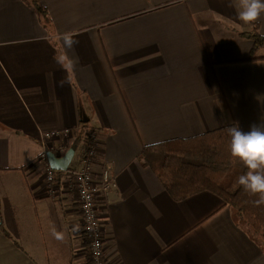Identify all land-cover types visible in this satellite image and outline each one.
<instances>
[{"label":"crops","instance_id":"0c3cea01","mask_svg":"<svg viewBox=\"0 0 264 264\" xmlns=\"http://www.w3.org/2000/svg\"><path fill=\"white\" fill-rule=\"evenodd\" d=\"M254 25L264 38V13L245 24L230 0H0V264H90L74 199L50 196L37 163L58 145L43 134L81 129V105L118 185L100 205L109 264H264V238L218 195L176 201L139 159L264 125V47L240 35ZM64 32L75 70L54 60Z\"/></svg>","mask_w":264,"mask_h":264},{"label":"trees","instance_id":"16d2710c","mask_svg":"<svg viewBox=\"0 0 264 264\" xmlns=\"http://www.w3.org/2000/svg\"><path fill=\"white\" fill-rule=\"evenodd\" d=\"M34 4L42 17L47 19L45 9L37 2ZM240 35L252 38L254 49L264 47V38L259 34L258 25H254L251 32ZM234 124L192 138L144 146L139 159L155 171L166 191L176 201H183L200 192H212L224 201V206L233 208L256 235L264 238V204L257 206L254 201L259 196L246 192L237 183L238 177L247 169L231 154V138L226 128ZM95 134L89 124H81L73 149L86 139L95 146ZM84 237L89 247L90 242Z\"/></svg>","mask_w":264,"mask_h":264},{"label":"built area","instance_id":"2783aa9c","mask_svg":"<svg viewBox=\"0 0 264 264\" xmlns=\"http://www.w3.org/2000/svg\"><path fill=\"white\" fill-rule=\"evenodd\" d=\"M78 132V128H68L43 134V141L56 142L58 145L51 150H44L37 163L44 167L50 196L54 197L59 187H62L63 191L74 199L81 215V232L90 242L88 251L91 264H109L106 261L105 226L100 205L108 203L112 191L117 189L116 176L109 166L98 161L96 146L89 144L88 139L82 142V155H79L76 161L74 156L67 171H55L48 161L49 151H56L63 157L75 144ZM93 141L97 142L96 135Z\"/></svg>","mask_w":264,"mask_h":264},{"label":"clouds","instance_id":"9594fccd","mask_svg":"<svg viewBox=\"0 0 264 264\" xmlns=\"http://www.w3.org/2000/svg\"><path fill=\"white\" fill-rule=\"evenodd\" d=\"M230 6L236 7L239 20L245 24L255 22L264 13V0H237L235 5H232L230 0ZM75 35L73 32L59 35L62 50L54 56V60L66 70H75L79 62L78 57L73 58L67 54L74 51L75 45L78 44ZM226 132L231 138L232 156L238 158L247 169L238 177L237 183L246 192L259 196V199L254 201L257 206L264 204V125H252L250 130L245 132L234 124L227 127ZM51 234L57 240L64 239L63 233L57 231L54 226L51 228Z\"/></svg>","mask_w":264,"mask_h":264},{"label":"water","instance_id":"95a60500","mask_svg":"<svg viewBox=\"0 0 264 264\" xmlns=\"http://www.w3.org/2000/svg\"><path fill=\"white\" fill-rule=\"evenodd\" d=\"M80 116V121L82 124H87L90 122V118L88 117L82 105L80 107ZM47 156L52 169L55 171H67L75 156V150L73 148L69 149V151L63 157H57L56 154L49 151Z\"/></svg>","mask_w":264,"mask_h":264},{"label":"rangeland","instance_id":"374dc122","mask_svg":"<svg viewBox=\"0 0 264 264\" xmlns=\"http://www.w3.org/2000/svg\"><path fill=\"white\" fill-rule=\"evenodd\" d=\"M87 124H89V123H87ZM79 154H80V150H78V153L76 154V159H77V157L79 156ZM76 161V160H75ZM75 161H74V163H75Z\"/></svg>","mask_w":264,"mask_h":264}]
</instances>
